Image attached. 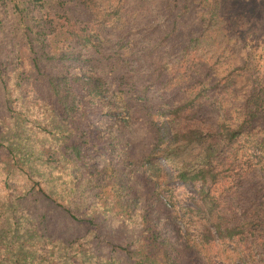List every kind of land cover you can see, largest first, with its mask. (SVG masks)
I'll return each mask as SVG.
<instances>
[{
	"label": "trees",
	"instance_id": "obj_1",
	"mask_svg": "<svg viewBox=\"0 0 264 264\" xmlns=\"http://www.w3.org/2000/svg\"><path fill=\"white\" fill-rule=\"evenodd\" d=\"M156 1L0 0V264H264V90L230 121L223 1Z\"/></svg>",
	"mask_w": 264,
	"mask_h": 264
},
{
	"label": "rangeland",
	"instance_id": "obj_2",
	"mask_svg": "<svg viewBox=\"0 0 264 264\" xmlns=\"http://www.w3.org/2000/svg\"><path fill=\"white\" fill-rule=\"evenodd\" d=\"M222 1L221 23L205 21L197 51L202 64L210 70V74L206 75L209 82L206 78L205 83L211 86L225 79L228 83L227 88L220 89V97L225 100L224 105L231 121L233 116L238 115L240 102L254 84L264 90V0ZM160 2L163 0H157L156 5H160ZM172 17L176 18L174 36L178 33L180 36L198 33L194 17L179 16L177 9L168 16L166 28ZM183 22L188 23L185 28ZM189 27H193V32ZM260 110L256 123L264 126V96ZM160 162L168 173V185L173 189L178 205H192L191 196L195 193V186L173 178L174 171L163 159Z\"/></svg>",
	"mask_w": 264,
	"mask_h": 264
}]
</instances>
